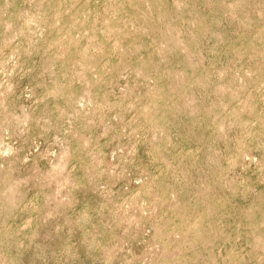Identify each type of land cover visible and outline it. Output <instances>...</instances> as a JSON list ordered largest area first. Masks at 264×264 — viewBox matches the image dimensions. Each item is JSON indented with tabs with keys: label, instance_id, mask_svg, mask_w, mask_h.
Listing matches in <instances>:
<instances>
[{
	"label": "rangeland",
	"instance_id": "obj_1",
	"mask_svg": "<svg viewBox=\"0 0 264 264\" xmlns=\"http://www.w3.org/2000/svg\"><path fill=\"white\" fill-rule=\"evenodd\" d=\"M0 264H264V0H0Z\"/></svg>",
	"mask_w": 264,
	"mask_h": 264
}]
</instances>
